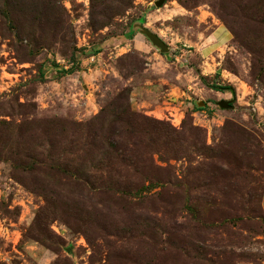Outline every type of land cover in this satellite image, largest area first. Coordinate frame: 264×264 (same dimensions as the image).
Listing matches in <instances>:
<instances>
[{
	"label": "rangeland",
	"instance_id": "1",
	"mask_svg": "<svg viewBox=\"0 0 264 264\" xmlns=\"http://www.w3.org/2000/svg\"><path fill=\"white\" fill-rule=\"evenodd\" d=\"M156 1L0 0V264H264V0Z\"/></svg>",
	"mask_w": 264,
	"mask_h": 264
},
{
	"label": "water",
	"instance_id": "2",
	"mask_svg": "<svg viewBox=\"0 0 264 264\" xmlns=\"http://www.w3.org/2000/svg\"><path fill=\"white\" fill-rule=\"evenodd\" d=\"M163 1H164V0H158V1H156V5H157V6H160V5L163 3ZM155 41H156V43L160 46L161 51H163V52L167 51L168 48H167V46H166L163 42H161L160 40H158V39H156V38H155ZM231 101H232V100H220V101L218 102V105H219L221 108H231V107H232V105L230 104Z\"/></svg>",
	"mask_w": 264,
	"mask_h": 264
},
{
	"label": "trees",
	"instance_id": "3",
	"mask_svg": "<svg viewBox=\"0 0 264 264\" xmlns=\"http://www.w3.org/2000/svg\"><path fill=\"white\" fill-rule=\"evenodd\" d=\"M211 87L213 89H216V90H226V91H230L231 93H233V88H231V87H222V86H219V85H213Z\"/></svg>",
	"mask_w": 264,
	"mask_h": 264
}]
</instances>
